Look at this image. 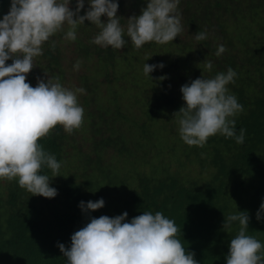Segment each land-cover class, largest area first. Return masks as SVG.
<instances>
[{"label": "clouds", "instance_id": "9594fccd", "mask_svg": "<svg viewBox=\"0 0 264 264\" xmlns=\"http://www.w3.org/2000/svg\"><path fill=\"white\" fill-rule=\"evenodd\" d=\"M86 1L88 10L84 9ZM120 5L118 0H0V198L9 189L39 201L55 198L58 192L50 186L51 179L43 170H51L52 176L55 179L58 176L60 181L66 139L74 132L84 131L87 124L92 133V116L102 120L99 113L103 102L96 99L110 103L108 97L99 94L98 84L88 89L82 86L71 89L68 82L61 84L56 76L63 67L69 78L74 69H80L79 60L74 69L66 67L71 43L75 44L77 34L89 43L86 34L93 35L95 26L97 35L91 43L100 49L109 47L123 53L129 48L136 51L145 44H158L150 58L157 56L155 61H163L167 66L146 63L136 71L125 72L116 81L127 83L112 87V95L116 97L112 98L113 102L119 99L121 90L137 93L133 106L119 100L124 111L138 116V120L149 121L148 131L153 126L154 142L161 143L162 134L169 132L177 142L182 139L192 149L195 161L189 162L200 165L202 150H206V156L210 155L219 147L218 137L244 143L246 130L241 129L239 135L236 132V121L240 122L243 115L235 120L244 108L236 92L228 88L235 82L237 73L228 68L214 77L205 75L213 68L211 60L225 52L234 58H244V50L249 49L258 54L255 47L264 44V0H227L225 10L210 0H147L139 16L128 10L127 15L122 13ZM169 42L176 45L175 53L161 48ZM158 51L164 55L157 54ZM186 61L190 69L183 70L181 77L173 80L170 75L178 70L174 65ZM152 75L157 78L154 80ZM129 80L138 83L133 84L136 87L131 91H127L128 83L132 84ZM160 98L166 107L151 121L148 110ZM122 123L129 126L127 120ZM176 132L179 137L174 135ZM53 136H57V142L51 146L49 141ZM84 140L96 147L92 138L84 137ZM179 145L172 148L179 149L174 157L180 162L184 146ZM237 146L239 151H247ZM97 150L96 147L95 155ZM135 150H127L124 155L134 156ZM224 156L232 163L233 153ZM81 157L83 170L86 169L83 177L91 181V189L97 192L103 188L99 181L104 172H99V168L105 165V154L96 155L92 163L86 152L82 151ZM112 159L116 158L111 156ZM119 163L121 159L111 162V168ZM187 163L182 160L181 166ZM212 169L210 177L217 170ZM105 188L114 192V187ZM118 189L119 194H114L122 205L105 196L99 201L80 203L85 213L91 211L97 217L71 236L70 248L58 245L67 264H202L178 238L180 229L173 219L160 211L153 214L145 208L133 210L130 203L133 198L128 192L135 188L127 189L125 184ZM122 191L124 195L120 196ZM260 202L257 220L264 213V196ZM130 216L134 218L129 222ZM233 222H238L239 229L230 241L226 264H264V243L249 234L248 212L225 216L223 229L231 231Z\"/></svg>", "mask_w": 264, "mask_h": 264}, {"label": "trees", "instance_id": "16d2710c", "mask_svg": "<svg viewBox=\"0 0 264 264\" xmlns=\"http://www.w3.org/2000/svg\"><path fill=\"white\" fill-rule=\"evenodd\" d=\"M210 1L214 5H219L221 9H226L224 3L227 0ZM118 2L122 4L120 5L122 13L127 15L124 1L118 0ZM143 2L147 3V0ZM197 29L200 30L199 25ZM86 36L90 43L93 35L88 32ZM78 46L80 58L85 64L95 62L94 69L83 71L76 77L79 85L88 89L93 84L116 82L125 76V72L136 71L139 66L134 63L133 58L151 59L150 55L156 52L158 44L155 42L145 44L139 49L135 48L136 51L133 48L127 49L134 50L133 55L119 53L109 47L100 49L85 42L84 45ZM255 50H258V54H253V50L250 49L244 50V58H234L230 52L216 56L211 60L213 64L211 72L208 71L205 75L206 78L214 77L219 72H226L228 68H232L237 73L235 82L228 85V88L230 92H236L238 102L244 108V111L235 117L236 120L238 116L243 115L240 122L236 121L237 135L241 129L246 130L243 144H237L234 139L224 136L218 137L220 139L216 145L219 147H215L210 155L200 160L202 168L207 169L212 165V168L217 169L209 179L183 181L179 173H171L167 163L161 160L163 163L159 162L151 166L149 176L133 169L136 167L133 162L119 163L127 165V167L123 165L124 170L121 175L114 173L115 166L111 170H108L106 165L99 168V172H104L103 177L113 175L122 188L125 184L127 188L129 178L136 180L137 187L134 191L128 192L129 197L133 198L130 202L133 210H138L140 207L153 214L160 211L166 217L173 219L180 229L178 238L188 251L195 253L198 263L226 264L230 241L239 229L238 222H233L231 231L223 229L225 216L229 214L247 211L250 218L249 234L264 243V213L261 214V219L257 220V212L260 211L262 204L259 200L264 196V44L258 43ZM56 76H59L61 84L72 81L65 67ZM156 78L157 75H154L153 79ZM183 80L187 81V76L183 77ZM135 83H128L130 88H127V91L136 87L133 85ZM109 92L112 95V87ZM99 94L105 96V92L101 90ZM101 101L103 103L99 115L102 120L92 116V140L98 149L97 156L110 151L111 156L120 160V156L127 150L131 151L138 147L150 150L153 146L160 149L157 155L163 153L164 141L154 142L153 126L148 131L150 126L148 120H138V116L124 111L119 99L113 102L112 98H109L110 105L104 104V100L99 97L96 99V102ZM165 107L162 98L156 99V103L148 110L151 121H154L155 115ZM123 120L129 121V129L125 128L127 124L122 123ZM127 141H129L128 145H126ZM56 142L57 136H53L49 141L51 146ZM178 143L188 148L182 139ZM236 144L243 146L247 151H239L240 148ZM222 148L227 151L224 152ZM227 152L233 153L232 163L228 156H224ZM110 162H113V159ZM164 163L167 167L163 166ZM72 166L73 162L65 158L59 171L62 178L57 183L51 170H43V174H47L51 179L50 186L58 192L55 198H44L39 201L10 189L1 196L0 264H67L66 257L58 245L63 244L66 248H70L71 236L89 223L91 218L97 217L94 212L85 213L79 207L80 203L95 202L103 199L104 196L119 194V186L111 183L108 186L114 187V192L106 188H99L97 192L92 190L91 181L86 176L85 184L82 185L85 190H82L81 186L73 184L75 174L69 173ZM231 166H234L240 174L253 173L252 178L247 179L248 186L243 187L240 192L237 188L231 187L227 190L222 183L217 184L219 171ZM122 195H124L123 191L120 196ZM132 218L134 217H128V221L130 222Z\"/></svg>", "mask_w": 264, "mask_h": 264}, {"label": "rangeland", "instance_id": "374dc122", "mask_svg": "<svg viewBox=\"0 0 264 264\" xmlns=\"http://www.w3.org/2000/svg\"><path fill=\"white\" fill-rule=\"evenodd\" d=\"M123 1H124L125 9L130 11V12H133L134 16H139L141 14V9L146 7V4H147V3L143 2L142 0H123ZM180 2H182V0H180ZM118 3H120V2H118ZM121 6H122V4H121ZM88 8H89V4L87 5V1H86L84 9L88 10ZM117 16L123 20V16H120L118 14V12H117ZM102 21H103V19H102ZM96 29H97L96 26L92 28L93 37H95L97 35L96 33H94V30H96ZM241 29L242 28L240 27L238 29V32ZM98 31H100V30L98 29ZM84 41L87 42L85 39H84ZM84 41L77 34V39H76L75 44L71 43L73 45H71V48L69 47L71 50V53L67 58L66 67L74 69V65L76 64V62L78 60L82 61L80 69L78 71L74 69L75 73L72 75V81H68L69 85L72 86L71 89L81 88L77 79H76L78 74H80L81 72L86 71L88 69H91V70L94 69L95 62H90L88 64H85V62L83 60H81V58H80L81 57L79 54L80 48H77L76 44L77 45H84ZM127 41L131 42L130 38L127 37ZM88 44L95 46L94 43H91V42ZM173 46H176V45H172V42H169L167 44H163L161 48L167 52L171 51V52L175 53ZM125 53L133 55L130 51L125 52ZM157 54L164 55V52L158 51ZM156 57L157 56H154V58L147 59V60H136L133 58V61L137 66H140V67H144V65L146 63L149 65L163 64L164 67L167 66V64L163 61L162 62L155 61ZM188 65H189V63L187 61L185 63L180 62L179 65H174V67L177 68L178 70L173 72L170 75V77L173 80L179 79L181 77V72L183 70H189L190 69V67ZM166 72L169 74V70H167ZM124 83H127V81L122 80L119 82H111V83L110 82H101L98 84V87L100 88L101 91L105 92L106 97L116 98L115 95L114 96L111 95V93L109 92V89L111 87H118ZM136 94H137L136 92H125L124 90H121L120 93L118 94V98L120 100H124L125 102H127L128 104L133 106L136 103V98H137ZM139 94H141V91L139 92ZM86 95H87L86 92L83 93L84 97ZM78 99H79V97H78ZM91 99H93V98H91ZM101 99H103V98H101ZM104 101L106 104H108V101H106V100H104ZM91 112L93 114H96V112H94L93 110H91ZM125 127H128V126H125ZM169 128H170V124L168 125V129ZM174 135L176 137H179L177 135V132ZM84 137L93 138V135L90 131V125L89 124L86 125V128L84 131L74 132L71 134V136H69L66 139V149H65V152L63 153L66 160L73 162V166L69 170V173L75 174L73 184L76 186H81V188H82V185L85 184V179L83 177L84 170H83V167L81 164V152L84 151V152H86L87 155H89L90 163H92V160H94L96 157V155H95V148L96 147L91 145V143L85 142ZM162 137L164 138L165 148H164L163 153H161L160 155L156 154L157 153L156 149H158L156 147H153L151 150L136 149L134 152V156H130L128 154L120 156L121 163L133 162V164L136 165V167L133 169L141 171L143 173H146L149 176V175H151L150 169H151L153 161H154V166L157 163L163 161V162L167 163V165L170 167V169H169L170 172L179 173L186 180L187 179L207 180L210 178L211 171L213 170L212 168L207 167V169H205V168H202V165H200L196 162H195V164H192L189 162L190 160H194V158H193L194 152H192V149H190V148L185 149V147H184L182 149V151H184V150H187V151L183 152V158L180 159V162L177 160H175V161L171 160V159L175 158L174 155L176 154V152L179 151V149H177V148L173 149L172 148L173 145H177L178 148L180 147V145L176 140L177 138L171 137L169 132L162 134ZM170 137H171V139H170ZM83 145H84V147H83ZM104 154H105V157H104L105 165H106L108 170H111L110 158H111L112 153L109 151V152H105ZM154 157H155V159H154ZM205 158H206V150H202L201 159H205ZM165 160H168V161H165ZM169 160L174 161V162L172 163ZM182 160L188 161V163L184 167L181 166ZM113 162H116V159H113ZM163 162H161V163H163ZM123 165L127 167L126 164H117L115 166L114 173L116 175L123 174V172H122L124 170ZM167 165L165 164L163 166L167 167ZM252 174L253 173L248 174V175L240 174L239 172H237L235 170L234 166H231L225 170L221 169L219 171V173L217 175V180H218L217 184L220 185L222 183L226 187L227 190H229V187H233L234 189L237 188V190L240 192L243 190V187L248 186L247 179H251L253 176ZM56 178H57V180L55 181V183H57V181H58V176ZM109 183L121 186L118 183L117 179L113 175L108 176V177H101L100 181H99V186L105 188L108 186ZM127 183H129L127 186V189L137 187V181L136 180H131V178H129L127 180ZM82 190H85V189L82 188ZM105 198H113L118 205H122V201L119 197H116L113 195H107Z\"/></svg>", "mask_w": 264, "mask_h": 264}]
</instances>
